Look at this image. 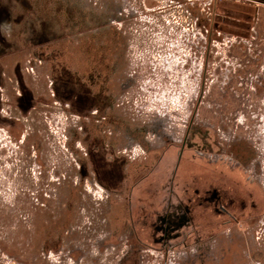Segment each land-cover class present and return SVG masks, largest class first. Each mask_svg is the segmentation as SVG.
<instances>
[{
  "label": "rangeland",
  "instance_id": "1",
  "mask_svg": "<svg viewBox=\"0 0 264 264\" xmlns=\"http://www.w3.org/2000/svg\"><path fill=\"white\" fill-rule=\"evenodd\" d=\"M3 2L23 21L0 55L1 108L16 117L12 136L0 122V264H164L196 232L164 246L149 223L171 193L195 206L197 188L244 210L231 247L203 241L205 261L264 264V4ZM58 50L96 95L82 116L52 94ZM19 71L35 98L26 114Z\"/></svg>",
  "mask_w": 264,
  "mask_h": 264
},
{
  "label": "flooded vegetation",
  "instance_id": "2",
  "mask_svg": "<svg viewBox=\"0 0 264 264\" xmlns=\"http://www.w3.org/2000/svg\"><path fill=\"white\" fill-rule=\"evenodd\" d=\"M21 2L23 3V8L27 9L29 5L26 3V0H21ZM4 7H6V4L3 2V0H0V10L2 11V13H4V18L0 22V55L4 53L8 47L15 45V42L11 41V39H13L15 34H17L18 25L23 21L22 19H20V16L13 17L11 9H7ZM57 54L58 55L57 57H55L56 61H54L53 66H55V69L57 68L60 73H58L57 75L55 73V76L53 75V78H51V80L49 81L50 85H54V90H51L52 94L59 101L67 102L70 109L76 111L77 114L80 113V115L82 116V114L86 113V111L85 108L83 109L81 104L85 102L86 98H89V101H93V99L96 98V95H92L90 89L87 90V88H85V85H83V82L82 80H80L81 78H79V75L76 76V74H74V69H72L68 63H61V61L59 60V58H61V50H58ZM41 55H43V53H41ZM1 70L2 66L0 67V72ZM72 72L73 74H71ZM17 74L18 78L16 79L15 86H13V98L16 100L15 109L19 110L23 114H26L33 107L35 98L32 90L30 89V85L27 84L26 79L21 75V72L19 71V73ZM71 77H74V79ZM74 84L75 86L80 87L79 90L73 87ZM7 87L8 82L5 80H0V122L6 121V124L10 126V130L12 131L10 132V135L12 136L13 131H15L16 117L6 114L8 112L4 113L1 108V103L3 100L2 94L7 90ZM102 102L105 103V101L103 100ZM108 117L109 116L105 115L102 118L108 121ZM88 135V137L91 139V135ZM88 137H86L85 139L90 143L91 140ZM131 140H133L132 137ZM109 146H112V144L110 143L108 147ZM98 150V148H94L93 151L90 149L89 155L91 157V160H93L92 162H94L93 165L96 172L95 177L99 180L100 174L97 167L101 165L99 164L97 166V164L99 159L100 161L103 160L99 155L96 154ZM106 150L110 149L108 148ZM96 161L97 164L95 163ZM85 166L86 164H82V167ZM107 166H109V164ZM113 170L115 172H118L114 168ZM109 172H112V170ZM82 174L86 176L85 169L82 170ZM196 194L199 195V200L197 204L193 206L190 199L185 202L178 196H176V194L171 193L164 212L161 213V211L158 210L153 214V217L155 218L152 219L151 223H149V227L153 231L152 237L155 242H162L164 246H168L173 243L172 241L179 240V243L184 241L183 244H187L189 243L187 241L191 239V236H193L194 232H196L195 235L197 236V239H195L196 241L194 242L195 244H189L186 245L187 247H185L189 248L191 246H195L193 249L191 248L189 250L183 251L174 249V252L169 249V251L172 253L166 256L164 264H173L170 259H175V264H198V261L201 262V264H208L205 261V259L207 258L206 253L208 254V250L202 249L203 241H214L216 242V246L221 248L224 247H222L223 244H221L220 242L225 241L228 242L229 247H231V245H233L235 242L237 232L241 230V228L239 227L240 219L238 218L236 213H242V211L244 213V210H239V212L237 211L238 208L234 206L236 204L235 198L228 197L225 191L223 192L218 188H210L205 192H202L199 188H197ZM252 198H254L253 195ZM204 230L210 231L209 234L212 237H202L201 235H203ZM211 231L216 232L212 233Z\"/></svg>",
  "mask_w": 264,
  "mask_h": 264
},
{
  "label": "water",
  "instance_id": "3",
  "mask_svg": "<svg viewBox=\"0 0 264 264\" xmlns=\"http://www.w3.org/2000/svg\"><path fill=\"white\" fill-rule=\"evenodd\" d=\"M253 1H258L264 4V0H253Z\"/></svg>",
  "mask_w": 264,
  "mask_h": 264
},
{
  "label": "crops",
  "instance_id": "4",
  "mask_svg": "<svg viewBox=\"0 0 264 264\" xmlns=\"http://www.w3.org/2000/svg\"><path fill=\"white\" fill-rule=\"evenodd\" d=\"M80 115V113H78Z\"/></svg>",
  "mask_w": 264,
  "mask_h": 264
},
{
  "label": "trees",
  "instance_id": "5",
  "mask_svg": "<svg viewBox=\"0 0 264 264\" xmlns=\"http://www.w3.org/2000/svg\"><path fill=\"white\" fill-rule=\"evenodd\" d=\"M81 80V79H80Z\"/></svg>",
  "mask_w": 264,
  "mask_h": 264
}]
</instances>
